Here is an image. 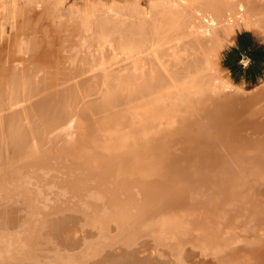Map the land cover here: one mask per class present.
<instances>
[{
    "label": "bare ground",
    "instance_id": "bare-ground-1",
    "mask_svg": "<svg viewBox=\"0 0 264 264\" xmlns=\"http://www.w3.org/2000/svg\"><path fill=\"white\" fill-rule=\"evenodd\" d=\"M148 1L77 0L60 36L66 0L26 1L0 53V264H264V83L219 69L237 29L264 42V0Z\"/></svg>",
    "mask_w": 264,
    "mask_h": 264
},
{
    "label": "rangeland",
    "instance_id": "rangeland-1",
    "mask_svg": "<svg viewBox=\"0 0 264 264\" xmlns=\"http://www.w3.org/2000/svg\"><path fill=\"white\" fill-rule=\"evenodd\" d=\"M27 0H17V18H16V20H17V22H16V25H17V28L15 27V30L14 31H12V34L10 33L3 41H2V43H1V45H0V53H5V52H8V50H9V48L12 46L11 44H13L14 43V41L16 40V39H18V37L20 36V32H21V27H22V22H23V20H24V17H25V14L24 13H26L28 10H29V8L27 7V2H26ZM133 1H135V2H140V6L142 7V8H147L148 7V0H133ZM76 2H77V0H66V2L61 6V8H60V11H59V14L58 15H55V17H54V19H53V21H54V25L56 26V28H57V31H58V35L60 36V34H61V31L62 30H64V27H66V25L65 24H67L68 23V21H69V19H70V16H71V6L72 5H74V4H76ZM20 12H21V14H20ZM62 27H63V29H62ZM238 31H245V30H243V29H237V31H236V33L238 32ZM62 33H63V31H62ZM236 33H235V35H236ZM252 33V32H251ZM254 35V34H253ZM11 36V37H10ZM235 37V36H234ZM234 37H233V41H234ZM258 38V37H257ZM259 39V38H258ZM261 40V39H260ZM233 41H232V43H233ZM232 43H230V44H228L227 46H225V47H223V50L221 49V53H220V56H219V69L221 70V72H224V70L226 71V75L228 76V78L230 79V80H232L233 81V83H235V84H237V85H239V86H241L242 84H241V81H240V78H241V76H243V70L242 69H236L235 71H234V73H229V71L227 70V66H225L224 65V59H225V57H226V54H227V47H229ZM244 65H247V63L246 62H244ZM257 71L258 70H253L252 71V73H251V75L252 76H255L256 78H255V80L254 81H252L251 83L250 82H248V83H246L245 85H242V87L246 90V91H248V92H252V91H254L257 87H259L260 86V84H263L264 83V66L260 69V71H261V75L260 76H258V74H257ZM143 237V238H142ZM142 237H140L139 239H138V243H140V244H137V243H135V245H133V247H138L139 245H141L142 243H145V244H148L149 242V240H150V238L149 237H147V236H142ZM145 237V238H144ZM48 246V244L47 243H44L42 246H41V250L42 251H45V252H48L47 250V246ZM137 245V246H136ZM154 250H156V251H158V252H160L158 249H156L155 247L153 248ZM152 249V250H153ZM41 250H39L38 252H40ZM190 250H191V253H193V256H195V260H198V258H203V259H205V260H208V259H210L211 257L209 256V255H207V256H204V255H202V254H199V253H197V249H194V248H190ZM50 252L51 251H49L47 254L48 255H50ZM40 255V254H39ZM42 256V255H41ZM52 257V256H51ZM163 258H165V259H167V258H169L168 256H165V255H163L162 256ZM210 257V258H209ZM48 259V258H47ZM49 259H51V258H49ZM170 259V258H169ZM44 263V262H43ZM44 264H46V263H44Z\"/></svg>",
    "mask_w": 264,
    "mask_h": 264
},
{
    "label": "trees",
    "instance_id": "trees-1",
    "mask_svg": "<svg viewBox=\"0 0 264 264\" xmlns=\"http://www.w3.org/2000/svg\"><path fill=\"white\" fill-rule=\"evenodd\" d=\"M233 53H236V59L235 62H239L241 59V55L244 54L247 56L251 63L246 67L243 68L242 65L238 64V69H242L243 71L247 73H252L253 70H258L257 74L258 76L261 75L260 69L263 67L261 64L264 63V50L262 48L255 49L252 46L251 41L249 40V34L248 33H242L238 36V43L237 48H232L230 52H227L226 57L224 59V65L231 68V55ZM254 80H255V76Z\"/></svg>",
    "mask_w": 264,
    "mask_h": 264
},
{
    "label": "crops",
    "instance_id": "crops-1",
    "mask_svg": "<svg viewBox=\"0 0 264 264\" xmlns=\"http://www.w3.org/2000/svg\"><path fill=\"white\" fill-rule=\"evenodd\" d=\"M242 33H248L249 34V40L251 41L252 43V46L255 48V49H259V48H262L264 50V42L261 41L260 39H258L255 35H253V33H251V31H238L234 37V41L233 43L227 47L228 51L227 52H230L232 50V48H237V43H238V36ZM232 57V60H231V68H227V70L229 71V73H234V71L238 68V64L242 65L243 68H246L250 63H251V60L245 56L244 54L241 55V59L239 60V62H235V59H236V53H233L231 55ZM244 62L247 63V65H244ZM262 66H264V63L261 64ZM240 81H241V84L242 85H245L246 83L248 82H252L254 81V77L251 75V73H247L245 71H243V76H241L240 78Z\"/></svg>",
    "mask_w": 264,
    "mask_h": 264
}]
</instances>
